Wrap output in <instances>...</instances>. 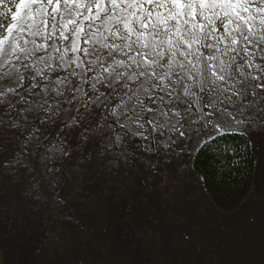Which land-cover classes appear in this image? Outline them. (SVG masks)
<instances>
[{"label":"snow or ice","instance_id":"6c2138e0","mask_svg":"<svg viewBox=\"0 0 264 264\" xmlns=\"http://www.w3.org/2000/svg\"><path fill=\"white\" fill-rule=\"evenodd\" d=\"M5 3L0 129L23 139L0 169L25 166L44 141L67 154L70 134L126 161L130 145L195 151L222 133L264 128V0Z\"/></svg>","mask_w":264,"mask_h":264},{"label":"rangeland","instance_id":"374dc122","mask_svg":"<svg viewBox=\"0 0 264 264\" xmlns=\"http://www.w3.org/2000/svg\"><path fill=\"white\" fill-rule=\"evenodd\" d=\"M44 131L60 139L55 127ZM246 133L264 186V133ZM20 139L0 129V157L21 152ZM43 145L31 146L25 166L0 169V264H264V240L206 198L193 144L130 145L126 161L74 134L67 154Z\"/></svg>","mask_w":264,"mask_h":264},{"label":"trees","instance_id":"16d2710c","mask_svg":"<svg viewBox=\"0 0 264 264\" xmlns=\"http://www.w3.org/2000/svg\"><path fill=\"white\" fill-rule=\"evenodd\" d=\"M15 3V0H11ZM9 4L0 8V30L12 23ZM193 169L215 207L224 213L236 210L254 185L257 160L250 138L243 132H226L207 141L195 152Z\"/></svg>","mask_w":264,"mask_h":264},{"label":"water","instance_id":"95a60500","mask_svg":"<svg viewBox=\"0 0 264 264\" xmlns=\"http://www.w3.org/2000/svg\"><path fill=\"white\" fill-rule=\"evenodd\" d=\"M257 129L258 131H262L264 133V128ZM243 133H245L250 138V136L246 132ZM197 150L198 148L196 149V151ZM194 173L197 174L195 170ZM197 176L202 184L203 192L206 198L210 201L211 204L214 205L212 199L203 187L201 176L198 174ZM227 214L234 216L235 220L241 223L240 230L242 232L248 234L249 232L252 233L250 240H264V235H262V229H264V186L259 183L258 166L251 192L236 210Z\"/></svg>","mask_w":264,"mask_h":264}]
</instances>
